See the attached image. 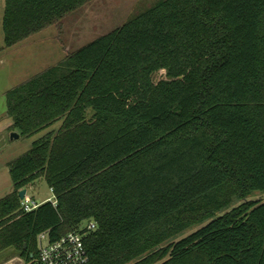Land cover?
<instances>
[{
    "label": "trees",
    "instance_id": "1",
    "mask_svg": "<svg viewBox=\"0 0 264 264\" xmlns=\"http://www.w3.org/2000/svg\"><path fill=\"white\" fill-rule=\"evenodd\" d=\"M89 1L4 0V48ZM5 106L19 135L47 130L8 162L0 251L28 262L39 233L94 220L84 264H264V201L246 199L264 191V0L141 1ZM38 178L53 199L25 211Z\"/></svg>",
    "mask_w": 264,
    "mask_h": 264
},
{
    "label": "rangeland",
    "instance_id": "2",
    "mask_svg": "<svg viewBox=\"0 0 264 264\" xmlns=\"http://www.w3.org/2000/svg\"><path fill=\"white\" fill-rule=\"evenodd\" d=\"M144 0H91L75 11L67 14L60 24H52L32 34L28 38L4 48L2 16L4 0H0V197L12 189L8 162L27 151L32 140L42 135L47 129L30 137L18 135L11 137V119L6 115L5 92L40 72L46 67L60 61L67 51L77 48L98 35L120 26ZM156 78L162 76L156 73ZM58 123L50 128L56 127ZM49 128V129H50ZM27 195L38 203L52 200L53 194L43 178L36 179L26 187ZM246 199L264 201V191L250 192ZM235 202L230 207L237 205ZM85 222L81 224L85 226ZM204 223L189 227L178 238L196 230ZM12 248L0 251V264H17L19 256L12 254Z\"/></svg>",
    "mask_w": 264,
    "mask_h": 264
},
{
    "label": "built area",
    "instance_id": "3",
    "mask_svg": "<svg viewBox=\"0 0 264 264\" xmlns=\"http://www.w3.org/2000/svg\"><path fill=\"white\" fill-rule=\"evenodd\" d=\"M39 203L31 196L24 194L20 200L23 210L29 211ZM96 227L94 220H88L83 227L84 230L73 229L50 240L47 232L38 234V251L36 256L22 264H84L88 261V252L85 247L84 233Z\"/></svg>",
    "mask_w": 264,
    "mask_h": 264
},
{
    "label": "water",
    "instance_id": "4",
    "mask_svg": "<svg viewBox=\"0 0 264 264\" xmlns=\"http://www.w3.org/2000/svg\"><path fill=\"white\" fill-rule=\"evenodd\" d=\"M19 133H15V132H12L11 133V137H18ZM26 192V188H22L20 191H19V198H23L24 194Z\"/></svg>",
    "mask_w": 264,
    "mask_h": 264
},
{
    "label": "crops",
    "instance_id": "5",
    "mask_svg": "<svg viewBox=\"0 0 264 264\" xmlns=\"http://www.w3.org/2000/svg\"><path fill=\"white\" fill-rule=\"evenodd\" d=\"M27 191V190H26ZM26 193V192H25ZM23 263V259L19 257V259H17V264H22Z\"/></svg>",
    "mask_w": 264,
    "mask_h": 264
}]
</instances>
